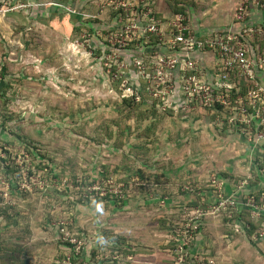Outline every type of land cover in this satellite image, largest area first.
Segmentation results:
<instances>
[{"label": "rangeland", "instance_id": "rangeland-1", "mask_svg": "<svg viewBox=\"0 0 264 264\" xmlns=\"http://www.w3.org/2000/svg\"><path fill=\"white\" fill-rule=\"evenodd\" d=\"M171 1L69 0L87 14L75 23L64 12H1L0 264H177L183 240L181 264H212L217 243L236 244L228 264L253 254L252 234L206 194L217 173L237 184L254 175L264 140L220 107H182L184 73L168 63L180 52L159 43ZM182 1L197 15L200 0ZM200 58L210 84L211 60Z\"/></svg>", "mask_w": 264, "mask_h": 264}, {"label": "built area", "instance_id": "built-area-1", "mask_svg": "<svg viewBox=\"0 0 264 264\" xmlns=\"http://www.w3.org/2000/svg\"><path fill=\"white\" fill-rule=\"evenodd\" d=\"M53 3L64 5L56 0L49 1V4ZM36 4L39 3L0 0V13L17 8L26 9ZM259 7H264V0H240L235 9L236 22H246L251 10ZM68 9L70 12H76L71 7ZM170 24L172 29L169 39L162 41L160 37L159 43L165 45L167 41L171 43L172 49L180 52L181 59L173 56L168 59V63L171 69L181 66L184 73L181 88L185 98L182 107L190 108L192 103L214 106L217 110L220 107L218 111H226L228 122L233 124L237 121L245 129L254 128L255 138L264 140V24L242 25L238 32L231 28L220 30L208 37L197 36L189 24L188 17L182 13L173 15ZM146 31L158 34L159 27L156 23H151L146 27ZM257 39L260 40L257 45L258 54L253 57L252 42ZM203 54L211 60L213 67L210 84L201 77L203 68L195 59L199 56L202 58ZM246 88L247 93L243 94ZM218 178L217 175L212 178L217 194L214 212H225L226 217L233 220L236 231L240 232L243 228L251 229V224L244 219L242 211L249 210L251 220L261 222L253 238L264 239V201H259L255 193L247 194L240 200L236 197V192L248 184L249 178L236 184V191L232 193L225 191L224 182ZM197 229L198 226L189 228L187 233L191 234L188 237L191 238ZM188 247L186 240L176 246L177 264L186 259ZM210 262L214 264V261Z\"/></svg>", "mask_w": 264, "mask_h": 264}, {"label": "crops", "instance_id": "crops-1", "mask_svg": "<svg viewBox=\"0 0 264 264\" xmlns=\"http://www.w3.org/2000/svg\"><path fill=\"white\" fill-rule=\"evenodd\" d=\"M23 1L39 3V4H36L35 6H30L28 8L29 11L34 10L36 12V13L34 12L36 15H38V13L41 16H44L46 14L54 15V13L56 12H64L66 15H69V16L76 14L74 12H70L68 9V7H71L70 6L71 3H66L63 0H59L58 2L63 3L64 5L56 4V3L49 4L50 0H37V1L23 0ZM239 1L240 0H200L199 1L200 3L198 2V7H197L199 8L197 10H199L200 12L198 11L197 15L193 14L192 15L193 18L190 17L191 23H192L191 28L194 30L195 34L200 37L211 36L215 34V32L220 31V30L222 31V30H227L230 28L234 29V27L236 26V23L240 24L236 22L235 20V9ZM26 9L23 11L24 13H27L25 12ZM7 14H9L8 18L10 20H14L12 16L15 14V12L7 11L5 16H7ZM245 23L252 24V25L264 24V7L253 8L251 10V15L249 19ZM202 56L205 58V54H203ZM263 153H264V149H263ZM252 167L254 168L253 170H256L253 173L254 175H251V174L248 175L247 176L249 178L248 184H246L242 188L241 191L236 192V197L239 200L242 199L247 194H253V193L257 194L261 191H264V164H261V163L252 164ZM217 177H219L218 179L224 182V189L227 193H232L236 191L235 185L237 183L235 182L234 179L233 181H231L230 177H227V176L225 177L221 173H217ZM187 195L189 194L186 193V195L183 196V199H185L186 202L192 199V196H187ZM206 195L208 196L207 197L208 199L210 198L211 200L212 199L217 200V194H216L215 187L209 190ZM206 195L201 193V197L203 199L205 198ZM183 199L179 200V202H184ZM247 232L249 235H251L250 229H248ZM251 238L255 242L256 245L251 246L252 248L249 246L253 254L247 260H245V264H258L259 262H261L260 258L261 257L263 258L264 256V239L255 240L253 238V234L251 235ZM235 245L236 244L223 249L220 243L214 244V250L217 251L216 253L217 255L211 259L212 261H214V264H228L229 258H231L233 255L232 253L235 252V249H236ZM232 247H233V250H232ZM225 257L228 258L226 263H225Z\"/></svg>", "mask_w": 264, "mask_h": 264}, {"label": "trees", "instance_id": "trees-1", "mask_svg": "<svg viewBox=\"0 0 264 264\" xmlns=\"http://www.w3.org/2000/svg\"><path fill=\"white\" fill-rule=\"evenodd\" d=\"M34 1H37V0H34ZM57 1H59V0H57ZM64 2H66V3H70L69 2V0H63ZM174 1H175V3H174ZM174 1H171L170 2V7L172 8V12H173V14H180V13H182V14H184V15H186L187 17H188V19H190V15H191V11H190V9L187 7V6H184L185 4H187V2L186 1H182V2H180V0H174ZM196 5V4H195ZM188 12H189V14H188ZM76 14V18L73 20V22L75 21H77L78 19H79V21H80V19H82L83 18V16H85V15H87V14H82V12H78V11H76L75 12ZM81 14V15H80ZM83 15V16H82ZM74 22V23H75ZM241 24V25H240ZM240 24H237L236 23V26L234 27V31H236V32H238V31H240L241 30V27H242V25H252V24H246L245 22L244 23H240ZM239 25H240V27H239ZM157 42V40L155 41V43ZM158 45V44H157ZM155 46V45H154ZM5 85H7L5 82H3V81H1L0 82V103H1V100L4 98V97H6V92H5ZM125 100L126 101H128V100H130V99H128V98H126L125 97ZM0 111H1V105H0ZM30 148H31V146H30ZM32 149V148H31ZM30 154H31V156L35 159V160H37V159H39V157L41 156L38 152H36L35 150H31V152H30ZM1 161H3V162H6V159L5 158H1ZM39 168H41V167H39ZM3 169H4V172H6L7 174H9V173H11V168H10V164L9 165H7L6 164V166H5V163H4V165H3ZM32 173V172H31ZM223 175V174H222ZM224 176V175H223ZM227 177H229V176H227ZM264 191H261V192H259V193H257V199L259 200V201H264V193H263ZM243 211V217H244V215H246V218H244V219H246L247 220V222H249L250 224H251V229H250V234H254V232L256 231V229L259 227V225H260V223L261 222H258V223H256L255 221H253V220H251V217H250V211L249 210H247V209H243L242 210ZM263 220V219H262Z\"/></svg>", "mask_w": 264, "mask_h": 264}]
</instances>
